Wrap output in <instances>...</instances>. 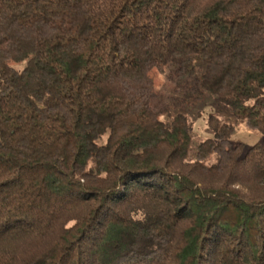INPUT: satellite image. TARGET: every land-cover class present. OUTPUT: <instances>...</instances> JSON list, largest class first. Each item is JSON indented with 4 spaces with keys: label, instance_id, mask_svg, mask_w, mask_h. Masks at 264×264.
Instances as JSON below:
<instances>
[{
    "label": "trees",
    "instance_id": "trees-1",
    "mask_svg": "<svg viewBox=\"0 0 264 264\" xmlns=\"http://www.w3.org/2000/svg\"><path fill=\"white\" fill-rule=\"evenodd\" d=\"M206 94L264 135V0H0V264H264V139L194 145Z\"/></svg>",
    "mask_w": 264,
    "mask_h": 264
},
{
    "label": "rangeland",
    "instance_id": "rangeland-1",
    "mask_svg": "<svg viewBox=\"0 0 264 264\" xmlns=\"http://www.w3.org/2000/svg\"><path fill=\"white\" fill-rule=\"evenodd\" d=\"M25 62L14 64V68L22 69ZM184 77H177L172 68L170 67L164 73H159L155 76L156 91L159 98L155 100L156 104L166 103L169 98L174 94L172 86L175 82H181ZM192 84V83H190ZM183 113L189 118L191 123V135L193 144L200 143L205 139L212 137V131L206 124V119L209 115L216 116L221 123L231 124L234 126V133L230 138L232 146L241 144L244 153L252 146L259 144L263 141L264 135L258 131L248 129L242 120L236 119L231 110L219 103L215 98L205 95V98L197 103L183 108Z\"/></svg>",
    "mask_w": 264,
    "mask_h": 264
}]
</instances>
